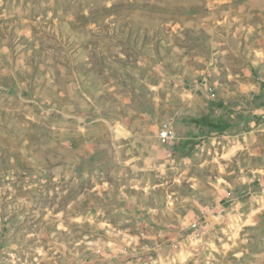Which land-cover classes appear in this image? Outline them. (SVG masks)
Listing matches in <instances>:
<instances>
[{"label":"rangeland","instance_id":"obj_1","mask_svg":"<svg viewBox=\"0 0 264 264\" xmlns=\"http://www.w3.org/2000/svg\"><path fill=\"white\" fill-rule=\"evenodd\" d=\"M0 264H264V0H0Z\"/></svg>","mask_w":264,"mask_h":264},{"label":"built area","instance_id":"obj_2","mask_svg":"<svg viewBox=\"0 0 264 264\" xmlns=\"http://www.w3.org/2000/svg\"><path fill=\"white\" fill-rule=\"evenodd\" d=\"M160 139L163 142H167V143H171L176 140V133L174 132V129L169 124H166L160 130Z\"/></svg>","mask_w":264,"mask_h":264},{"label":"water","instance_id":"obj_3","mask_svg":"<svg viewBox=\"0 0 264 264\" xmlns=\"http://www.w3.org/2000/svg\"><path fill=\"white\" fill-rule=\"evenodd\" d=\"M212 220L214 223H217V219H215L214 217H212Z\"/></svg>","mask_w":264,"mask_h":264}]
</instances>
